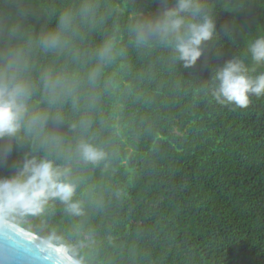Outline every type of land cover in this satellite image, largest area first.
Instances as JSON below:
<instances>
[{"label": "trees", "instance_id": "obj_1", "mask_svg": "<svg viewBox=\"0 0 264 264\" xmlns=\"http://www.w3.org/2000/svg\"><path fill=\"white\" fill-rule=\"evenodd\" d=\"M112 2L154 14L174 0ZM203 3L215 35L194 66L174 63L166 48L130 50L121 89L103 105L118 131L98 137L112 142L110 163L81 172L85 215L56 202L19 225L78 249L76 232L91 233L90 264H264V97L240 108L212 96L217 67L234 57L251 65L247 46L264 34V0ZM28 150L0 160V176Z\"/></svg>", "mask_w": 264, "mask_h": 264}, {"label": "clouds", "instance_id": "obj_2", "mask_svg": "<svg viewBox=\"0 0 264 264\" xmlns=\"http://www.w3.org/2000/svg\"><path fill=\"white\" fill-rule=\"evenodd\" d=\"M204 7L203 0H174L145 14L112 0H0V160L29 147L0 176V223L27 224L56 202L72 217L85 215L90 193L81 172L110 163L112 142L98 137L115 112L105 117L103 105L121 89L130 50L162 47L174 63L194 66L215 35ZM247 54L251 65L234 57L215 69L217 103L246 108L264 97V71L257 72L264 34ZM76 236L79 249L55 232L47 241L74 264H90L85 250L95 241L91 233Z\"/></svg>", "mask_w": 264, "mask_h": 264}, {"label": "water", "instance_id": "obj_3", "mask_svg": "<svg viewBox=\"0 0 264 264\" xmlns=\"http://www.w3.org/2000/svg\"><path fill=\"white\" fill-rule=\"evenodd\" d=\"M0 264H74V261L39 234L16 223H0Z\"/></svg>", "mask_w": 264, "mask_h": 264}]
</instances>
